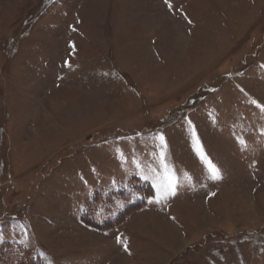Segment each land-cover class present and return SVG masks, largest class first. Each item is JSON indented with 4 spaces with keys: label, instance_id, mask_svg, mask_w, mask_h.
Listing matches in <instances>:
<instances>
[{
    "label": "rangeland",
    "instance_id": "obj_1",
    "mask_svg": "<svg viewBox=\"0 0 264 264\" xmlns=\"http://www.w3.org/2000/svg\"><path fill=\"white\" fill-rule=\"evenodd\" d=\"M25 252L264 264V0H0V264Z\"/></svg>",
    "mask_w": 264,
    "mask_h": 264
},
{
    "label": "trees",
    "instance_id": "obj_2",
    "mask_svg": "<svg viewBox=\"0 0 264 264\" xmlns=\"http://www.w3.org/2000/svg\"><path fill=\"white\" fill-rule=\"evenodd\" d=\"M139 208H142V205L140 206V207H134V208H130V209H127L125 212H124V214L122 215H120V217H119V222L117 223V225H119V224H121V223H123L125 220H126V218L129 216V214L132 212V211H134V210H137V209H139ZM84 222L85 223H87L88 225H90V226H92V227H95L94 226V224H93V222L91 223L90 222V220H85L84 219ZM97 225V224H96ZM116 225V224H115ZM114 225V226H115ZM114 226H112V227H110V228H113ZM96 228V227H95ZM99 229V228H98ZM106 229H109V228H106ZM103 230V229H102ZM11 247H5V248H3L2 249V252H1V254L3 255V253H6L7 254V250L8 249H10ZM17 250L18 251H20L21 250V247L20 246H17ZM7 256H8V254H7ZM25 258H23L22 260H24V259H26V260H24V261H21V263H18V264H45L44 262H42V261H38V260H33V258H31L30 256H29V254L27 253V252H25ZM4 257V256H3Z\"/></svg>",
    "mask_w": 264,
    "mask_h": 264
},
{
    "label": "snow or ice",
    "instance_id": "obj_3",
    "mask_svg": "<svg viewBox=\"0 0 264 264\" xmlns=\"http://www.w3.org/2000/svg\"><path fill=\"white\" fill-rule=\"evenodd\" d=\"M163 139V137H161ZM209 170L211 173H213V178H218L219 170L215 168L214 165H211V162L209 161ZM175 194V184H170L169 188L166 190L165 195H174Z\"/></svg>",
    "mask_w": 264,
    "mask_h": 264
},
{
    "label": "crops",
    "instance_id": "obj_4",
    "mask_svg": "<svg viewBox=\"0 0 264 264\" xmlns=\"http://www.w3.org/2000/svg\"><path fill=\"white\" fill-rule=\"evenodd\" d=\"M204 189H206V190L203 193H208L210 195H214V197H217V195L220 193V191L217 190V188L215 186L208 185V187H207V186L204 185ZM120 264H126V262L125 263H120Z\"/></svg>",
    "mask_w": 264,
    "mask_h": 264
}]
</instances>
